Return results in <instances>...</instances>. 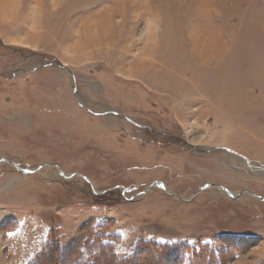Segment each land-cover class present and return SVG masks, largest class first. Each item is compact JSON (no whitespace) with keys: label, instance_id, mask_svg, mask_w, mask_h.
I'll list each match as a JSON object with an SVG mask.
<instances>
[{"label":"rangeland","instance_id":"rangeland-1","mask_svg":"<svg viewBox=\"0 0 264 264\" xmlns=\"http://www.w3.org/2000/svg\"><path fill=\"white\" fill-rule=\"evenodd\" d=\"M154 243L264 264V0H0V264Z\"/></svg>","mask_w":264,"mask_h":264},{"label":"trees","instance_id":"trees-1","mask_svg":"<svg viewBox=\"0 0 264 264\" xmlns=\"http://www.w3.org/2000/svg\"><path fill=\"white\" fill-rule=\"evenodd\" d=\"M154 244H156V248H155V251H154V248H152V251L153 252H147L146 253V256L148 257L147 259H148V264H149V260H151V259H153L154 260V257L155 256H159L160 258L162 257L163 258V262L165 261L167 264H172L171 262H172V260H170V259H168L167 257H170V256H165L164 255V252L163 253H156V254H158V255H152V253H154V252H156V250H158L159 248H160V245L159 244H157V243H154ZM52 246H51V248L50 249H48V250H44V251H42V252H40L37 256H36V261H34L33 263H31V264H37L38 262H41L42 261V263H44V264H46V262L47 261H49L48 263L49 264H51V261L53 262V257L51 256V252H52ZM147 248V246H145V247H141V249L142 250H144V249H146ZM141 249L140 250H136V252L137 253H140V251H141ZM172 255V257H173V259L174 258H176V256H174V254H171ZM201 255V256H200ZM204 255H208L207 253H200V254H198V255H196L195 256V253H193L192 254V256H191V258H190V262H188V264H199V263H204ZM194 256H195V258H194ZM209 256V255H208ZM165 257V258H164ZM134 258V256L132 255V259ZM108 259H109V257H108ZM131 259V258H130ZM130 259H128V261H125V262H122V263H117V264H125V263H128V262H131V260ZM55 260V259H54ZM179 260H177V262H178ZM176 262V263H177ZM199 262V263H198ZM94 263V260H93V262H92V264ZM175 262L173 261V264H174ZM208 263H209V258H208ZM112 264H115V262L113 263L112 262ZM210 264V263H209Z\"/></svg>","mask_w":264,"mask_h":264},{"label":"bare ground","instance_id":"bare-ground-1","mask_svg":"<svg viewBox=\"0 0 264 264\" xmlns=\"http://www.w3.org/2000/svg\"><path fill=\"white\" fill-rule=\"evenodd\" d=\"M233 194V193H232ZM234 195V194H233Z\"/></svg>","mask_w":264,"mask_h":264},{"label":"water","instance_id":"water-1","mask_svg":"<svg viewBox=\"0 0 264 264\" xmlns=\"http://www.w3.org/2000/svg\"><path fill=\"white\" fill-rule=\"evenodd\" d=\"M228 192V191H227Z\"/></svg>","mask_w":264,"mask_h":264}]
</instances>
